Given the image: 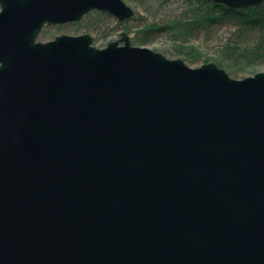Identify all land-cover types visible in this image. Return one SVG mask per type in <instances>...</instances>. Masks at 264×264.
<instances>
[{"label": "water", "instance_id": "95a60500", "mask_svg": "<svg viewBox=\"0 0 264 264\" xmlns=\"http://www.w3.org/2000/svg\"><path fill=\"white\" fill-rule=\"evenodd\" d=\"M94 9L0 0V264H264V71L35 41Z\"/></svg>", "mask_w": 264, "mask_h": 264}, {"label": "rangeland", "instance_id": "374dc122", "mask_svg": "<svg viewBox=\"0 0 264 264\" xmlns=\"http://www.w3.org/2000/svg\"><path fill=\"white\" fill-rule=\"evenodd\" d=\"M133 9V14L126 19L119 20L115 16L99 10H90L76 23L61 26H44L37 36L40 42L53 39L59 34L80 35L88 34L92 38L91 44L97 48L105 47L108 42L119 40L125 33L129 42L134 46H142L158 51L169 59L180 58L189 67H198L203 63L213 62L223 68L227 74L235 79L252 76L264 71V43L260 53L255 57L229 56L224 45L233 44L234 26L232 23H213L208 32L202 27H194L188 33L178 32L176 38L172 31L160 32L139 40L136 30L143 26L172 24L191 21L195 14L204 12L206 6L188 5L184 0H123ZM258 40V36L248 34L244 36L240 46L251 47ZM248 45H244V44ZM120 41L118 45H122Z\"/></svg>", "mask_w": 264, "mask_h": 264}, {"label": "trees", "instance_id": "16d2710c", "mask_svg": "<svg viewBox=\"0 0 264 264\" xmlns=\"http://www.w3.org/2000/svg\"><path fill=\"white\" fill-rule=\"evenodd\" d=\"M184 1H186L188 5L206 6V8L200 16L199 14H195L191 21L176 22L174 25H147L136 30L135 35L143 42L149 36L156 35L160 32L172 31L171 33H174V37L176 38L178 32L186 34L188 31H191V29H194V27H202L205 32H208L209 27L213 23L229 21V23H232L234 26L232 36H235V39L233 40V44L224 45V49L228 53L227 55L250 58L259 55L262 44L264 43V0L260 5L249 6L245 9L217 5L210 0ZM248 34H252V36L256 34L258 40L254 42L251 47L243 46V48H241L242 46L240 45L243 43L241 39ZM244 45H248V43Z\"/></svg>", "mask_w": 264, "mask_h": 264}, {"label": "flooded vegetation", "instance_id": "af4514ba", "mask_svg": "<svg viewBox=\"0 0 264 264\" xmlns=\"http://www.w3.org/2000/svg\"><path fill=\"white\" fill-rule=\"evenodd\" d=\"M67 23H76V21H65V22H59V23H55V24H44V25L42 26V28H43L44 26H48V25H49V26H61V25H65V24H67ZM42 28H41V30H42ZM41 30H40V32H41ZM40 32H39V33H40ZM39 33H38V34H39ZM61 35H69V34H63V33H62V34H59V35H57V36H61ZM37 36H38V35H37ZM57 36H55V37H57ZM69 36H75V35H69ZM55 37H54V38H55ZM54 38H53V39H54ZM53 39H51V40H53ZM51 40H48V41H51ZM35 41H36V42H40V41L37 40V37H36ZM42 42H43V41H42ZM44 42H46V41H44Z\"/></svg>", "mask_w": 264, "mask_h": 264}]
</instances>
